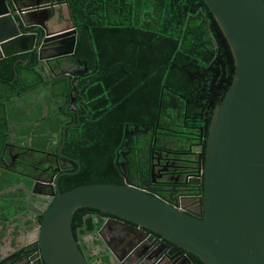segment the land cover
Listing matches in <instances>:
<instances>
[{
    "label": "flooded vegetation",
    "instance_id": "flooded-vegetation-1",
    "mask_svg": "<svg viewBox=\"0 0 264 264\" xmlns=\"http://www.w3.org/2000/svg\"><path fill=\"white\" fill-rule=\"evenodd\" d=\"M5 2L11 11L16 6L25 9L23 6L26 3L41 2L44 5L35 16L40 21L44 20L41 25L20 26L22 32L36 33V43L39 45L45 37L58 32L75 31V35L72 32L65 35L66 44L58 49H54V39L47 41L42 48L44 60H38L35 50L30 51L36 54L35 66L44 75L43 83L24 90H16L17 86L0 87V191L13 187L0 195V264H43L38 258V225L42 220V212L50 205L56 181L62 190L65 177L81 170L77 155L64 149L73 133L71 127L85 126L83 117H89L90 121L93 119L85 104V91L96 68L87 66L86 61L77 55L79 28L72 22L67 0ZM66 19L68 24L64 27L49 29V23ZM73 36L75 41L72 40V46L69 41ZM21 60L26 59L19 57L15 61L18 63ZM15 79H10V83ZM54 88L58 89L53 91ZM202 97H208L213 103L212 88L208 87ZM49 99L53 104L49 103ZM26 101L30 102L26 112L31 117L23 123L22 105ZM39 103L41 113L33 116ZM186 127L176 130L161 125L158 115L153 123L126 122L114 164L122 183L124 177L120 164H124V173L130 183L142 189H152L155 195L168 204L198 216L202 212L207 130L206 135L202 136L196 133L195 124ZM126 129L131 132L129 138H124ZM82 131L86 133L84 127ZM177 139L182 140V143L174 144L173 141ZM186 139L191 141H185L184 144ZM127 140L129 143L125 146ZM24 186L30 189L27 191L32 201ZM85 213L83 219H92L95 227L85 230V225L78 226L74 222L72 230L89 264L198 262L194 254L173 244L167 246L169 242L152 231L125 220L113 221V216L97 209L86 210Z\"/></svg>",
    "mask_w": 264,
    "mask_h": 264
},
{
    "label": "water",
    "instance_id": "water-1",
    "mask_svg": "<svg viewBox=\"0 0 264 264\" xmlns=\"http://www.w3.org/2000/svg\"><path fill=\"white\" fill-rule=\"evenodd\" d=\"M203 1L229 45L234 70L207 126L201 214H187L154 190L130 183L124 164L123 183H86L62 191L56 181L38 225V258L43 264H89L72 230L74 211L81 207L152 231L166 239L167 246H179L203 264H264V0ZM43 6L26 3L25 9L16 6L11 11L0 0V58L35 50L38 60H44L47 41L54 39L58 49L66 44L65 35H75L74 30L58 32L39 45L36 33L22 32L21 25L43 23L35 17ZM72 40L75 36L69 41L73 46ZM130 133L126 129L124 138ZM24 190L32 201L30 189Z\"/></svg>",
    "mask_w": 264,
    "mask_h": 264
},
{
    "label": "trees",
    "instance_id": "trees-1",
    "mask_svg": "<svg viewBox=\"0 0 264 264\" xmlns=\"http://www.w3.org/2000/svg\"><path fill=\"white\" fill-rule=\"evenodd\" d=\"M67 6L79 28L77 55L96 70L85 91L93 119L83 117L85 126L71 127L64 149L77 155L81 170L65 177L62 191L86 183H122L114 159L128 121L153 123L158 115L161 125L183 130L195 124L196 133L206 135L212 107L227 88L234 65L203 0H67ZM19 57L26 61L17 63L10 83ZM36 63L35 52L0 58V87L24 90L43 83ZM208 87L214 104L200 98ZM40 106L33 116L40 114ZM30 117L22 113V122ZM86 210L95 209H76L72 225L95 227L92 219H83Z\"/></svg>",
    "mask_w": 264,
    "mask_h": 264
},
{
    "label": "rangeland",
    "instance_id": "rangeland-1",
    "mask_svg": "<svg viewBox=\"0 0 264 264\" xmlns=\"http://www.w3.org/2000/svg\"><path fill=\"white\" fill-rule=\"evenodd\" d=\"M66 15H67V13H65ZM68 24V21H67V19L65 20V21H63V22H61V21H59V22H53V23H49V29H58V28H60V27H64L65 25H67ZM218 99H219V97H218Z\"/></svg>",
    "mask_w": 264,
    "mask_h": 264
},
{
    "label": "crops",
    "instance_id": "crops-1",
    "mask_svg": "<svg viewBox=\"0 0 264 264\" xmlns=\"http://www.w3.org/2000/svg\"><path fill=\"white\" fill-rule=\"evenodd\" d=\"M42 76H44V75H42ZM28 101H26V103H27ZM52 102V101H51ZM39 104H41V103H39ZM30 106V102H28V104H26V105H22V113H24V115L25 116H28V113L26 112L27 111V108ZM41 113V112H40ZM6 189V188H5ZM2 191H5V190H2ZM9 191V190H8ZM5 192H7V191H5ZM4 192V193H5ZM4 193H2V194H4Z\"/></svg>",
    "mask_w": 264,
    "mask_h": 264
}]
</instances>
